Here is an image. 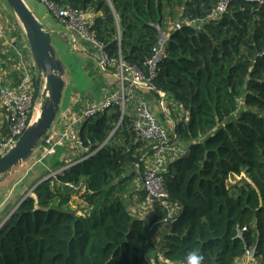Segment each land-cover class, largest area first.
<instances>
[{"label":"trees","instance_id":"16d2710c","mask_svg":"<svg viewBox=\"0 0 264 264\" xmlns=\"http://www.w3.org/2000/svg\"><path fill=\"white\" fill-rule=\"evenodd\" d=\"M218 1L48 0L92 14L89 31L105 53L146 76L144 63L169 29L151 93L181 112L169 140L186 149L163 173L180 217L156 240L163 208L148 220L127 211L152 146L109 107L78 128L94 153L37 185L0 228V264H152L149 248L155 264L158 253L183 264L193 248L205 264H238L251 249V264H264V0L233 1L207 20ZM63 153L47 157L50 171L67 165ZM69 184L86 188L84 214L71 208Z\"/></svg>","mask_w":264,"mask_h":264},{"label":"built area","instance_id":"2783aa9c","mask_svg":"<svg viewBox=\"0 0 264 264\" xmlns=\"http://www.w3.org/2000/svg\"><path fill=\"white\" fill-rule=\"evenodd\" d=\"M38 1L45 4L54 18L68 31L74 32L78 40L87 41L98 49L100 54L97 60L98 72L104 73L109 69H115L118 82L117 90L106 97L102 103L97 106L85 107L80 114L71 118L62 134L55 133L50 129L44 137L41 142L44 147L40 148L44 156L52 154L57 147H63L65 142L73 144L78 153L76 159L70 161L65 167L52 172L48 177L52 178L60 174L94 153L83 145L78 136V128L84 122L109 107L116 106L121 112V118L124 115L127 116L130 109L132 115L129 120L132 132L139 140L147 141L152 146L150 167L144 171L140 179V191L145 195L146 210L151 216L155 205H159L165 211L164 222L175 221L180 217V205L173 201L167 193L163 173L167 164V156L171 153L178 156L179 151L168 147V132L159 124L150 108L137 93V90H152L156 63L163 56L164 47L158 43L152 49L150 58L144 63V66L149 70V75H143L139 69L124 63L120 56L111 58L105 53L103 45L90 34L92 14L81 13L71 6L56 7L48 0ZM233 1L237 0H219L206 17L207 20L219 19ZM242 1L261 3V0ZM189 25L191 26L193 23L190 22ZM174 28L180 29V24L177 23ZM5 38L10 45H13L12 53L16 56V61L8 56L0 59V158L15 146L24 131L35 121V103L38 96L33 77L24 63L20 50L15 45V40H8L10 38L6 36ZM72 45H76V42L74 41ZM3 66L8 67L3 69ZM10 69H13L15 73L14 78L7 76ZM160 95L163 100L164 94L160 93ZM67 187L76 197L86 192L83 185L69 184ZM253 254L252 249L247 250L242 264H251Z\"/></svg>","mask_w":264,"mask_h":264},{"label":"rangeland","instance_id":"374dc122","mask_svg":"<svg viewBox=\"0 0 264 264\" xmlns=\"http://www.w3.org/2000/svg\"><path fill=\"white\" fill-rule=\"evenodd\" d=\"M0 1L2 2L1 6L4 8V13L7 15L9 22H12L14 28L17 30V33L20 36V41L22 39L27 49H29L24 31L22 30L20 23L9 10L4 0ZM23 1L37 21L43 26V28L46 30H51V43L55 50L56 57L63 63L65 68V74L63 77L65 85L62 92L59 110H62L66 107L68 100L75 92H82L91 97L98 96V93H100L101 90L103 75H99L97 69L95 70V62L89 60L85 54L77 51L78 47H74L72 43L69 42L67 37L69 36V33L64 29V27H62V25L58 23L45 4L40 3L38 0ZM93 52L95 53L97 51L93 49ZM87 54L91 53L87 52ZM91 56L93 57V54H91ZM31 71L34 74L33 78H37L38 75L35 68ZM89 72L91 76H88L87 73ZM42 87L43 80H41L40 90H42ZM113 87H115V85ZM39 100L40 94H38L35 103L36 119L40 114ZM86 101L91 102L94 100ZM239 105L242 107V103ZM157 110H159L158 106ZM57 116L52 124L51 131L54 127V124L57 122ZM43 147L44 146L42 144L39 145V148ZM58 148L61 147L55 148L54 152L48 156H44V154H42L41 151L37 149L34 155L28 161L21 163L17 167L13 168L7 175L0 178V203L7 202V207L10 205L7 210L8 214L13 212V210L25 196L31 195V189L34 186L33 184L36 183L39 178L48 173H52V171H50L51 168L48 166L46 160L47 157L53 156ZM45 177H47V175ZM70 205L73 210L80 212V214H84V212H86L85 206L82 205L78 197H73ZM3 210L0 212V215ZM2 217L3 216L1 215L0 219H2Z\"/></svg>","mask_w":264,"mask_h":264},{"label":"crops","instance_id":"0c3cea01","mask_svg":"<svg viewBox=\"0 0 264 264\" xmlns=\"http://www.w3.org/2000/svg\"><path fill=\"white\" fill-rule=\"evenodd\" d=\"M2 2L0 1V59H3L5 57H11L14 61H16V56L12 53L13 51V45H10L8 41H6V38H10L8 40H15V45L20 50L21 56L23 57L24 63L29 68L30 74L33 77L34 74L32 73V69L34 70L33 63L31 60V55L29 49H27L24 42L20 41V36L17 33V30L14 28L13 23L9 22V19L7 15L4 13V8L1 6ZM59 23V22H58ZM60 24V23H59ZM62 25V24H60ZM62 27H64L62 25ZM18 29V28H17ZM64 29L69 33L68 39L70 43L76 42V45H73L74 47H78V50L80 53L85 54L89 60L95 62V70L97 69V63L96 61L100 57L98 49L93 45L90 44L87 41L78 40L77 36L74 32L68 31L65 27ZM168 30L167 29L160 33V39L159 44L164 47V45L167 42L168 39ZM51 32V30H49ZM18 38V39H17ZM17 39V40H16ZM67 39V38H66ZM67 39V40H68ZM20 41V42H19ZM10 45V46H9ZM93 49H95L97 52H93ZM87 52L93 54V57L91 54H87ZM8 66H3V69H6ZM10 73L7 75L8 77L14 78L15 73L13 69L9 70ZM98 71V70H97ZM88 76H91L90 72L87 73ZM99 75L102 76V85L100 93H98V96L91 97L89 95H86L82 92H75L73 95H71L70 99L68 100V104L65 108L62 110H59V114L57 116V122L54 124V127L52 130H54L55 133L62 134L65 130L69 120L73 118L74 116L80 114V112L85 107L90 106H97L100 103L103 102V100L114 93L117 88V77H116V71L114 70H107L104 73L98 72ZM34 79V78H33ZM65 84V83H64ZM115 85V87H113ZM138 95L142 98V100L147 104V106L150 108L151 112L155 116L156 120L159 122V124L168 132L169 136H174V125H175V117L178 118V114L181 116L180 110L176 107L174 111H171L169 108H167L164 100H162L160 93L158 95H152L151 90H137ZM159 96V97H158ZM97 99V100H96ZM86 100H94L91 102H88ZM162 100V101H161ZM163 102V104H161ZM158 104V105H157ZM168 105V104H167ZM173 105V104H172ZM157 106L159 107V110H157ZM127 117L129 118L132 115V110L129 109L127 112ZM56 126V127H55ZM168 147L170 149L178 150L180 155H174L173 153L169 154L167 156V164L172 162L177 157L181 156L182 153L185 151V146H181L179 144H176L174 141L168 143ZM64 150L63 153V159L66 164H68L70 161L76 159L78 157V153L75 150V147L70 142H65L64 146L61 147ZM150 160L151 157L148 156L145 159L144 162V168L145 170L150 167ZM140 178H136L133 182L132 188L129 192V194L126 196L125 203L127 206V211L130 213L131 216H134L133 218H139L148 220L150 217L149 211L146 210V203L145 201H140V198L138 197V193L140 192ZM76 197V196H74ZM7 205V202L0 203V212L5 208ZM2 215V213H1ZM0 215V216H1ZM2 219H0V225L6 218V214L2 215ZM170 229V225L168 223L162 224L157 231L154 233V239L158 240L162 233L168 232ZM148 255L151 258V263H154V251L153 249H148ZM157 255V254H156ZM161 262V264H166L162 259V256L160 253H158L157 256ZM238 264H242L239 262Z\"/></svg>","mask_w":264,"mask_h":264},{"label":"water","instance_id":"95a60500","mask_svg":"<svg viewBox=\"0 0 264 264\" xmlns=\"http://www.w3.org/2000/svg\"><path fill=\"white\" fill-rule=\"evenodd\" d=\"M4 2L20 23L25 34L33 67L38 75L35 79L36 92L37 95L40 94V114L24 131L15 146L0 158V178L7 175L13 168L21 163L28 161L37 149L42 152L39 145L50 131L56 116L59 114V106L65 85L63 80L65 68L63 63L56 57L55 50L51 43V32L43 28L27 8L23 0H4ZM41 80H43L42 91L40 90ZM118 115L120 116V123L122 119L120 110H118ZM49 179L50 177L48 176L41 179L32 187L31 192L37 185ZM27 196H25L20 203ZM9 206L5 207L2 215L7 213ZM12 213L13 212L7 214L0 228L10 218Z\"/></svg>","mask_w":264,"mask_h":264},{"label":"clouds","instance_id":"9594fccd","mask_svg":"<svg viewBox=\"0 0 264 264\" xmlns=\"http://www.w3.org/2000/svg\"><path fill=\"white\" fill-rule=\"evenodd\" d=\"M183 264H205V257L199 248H193L184 257Z\"/></svg>","mask_w":264,"mask_h":264}]
</instances>
